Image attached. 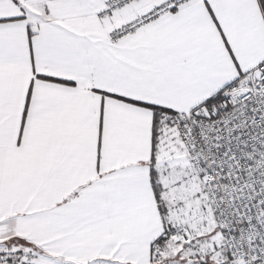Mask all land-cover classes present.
I'll list each match as a JSON object with an SVG mask.
<instances>
[{
    "label": "snow or ice",
    "instance_id": "6c2138e0",
    "mask_svg": "<svg viewBox=\"0 0 264 264\" xmlns=\"http://www.w3.org/2000/svg\"><path fill=\"white\" fill-rule=\"evenodd\" d=\"M0 264H264V0H0Z\"/></svg>",
    "mask_w": 264,
    "mask_h": 264
}]
</instances>
